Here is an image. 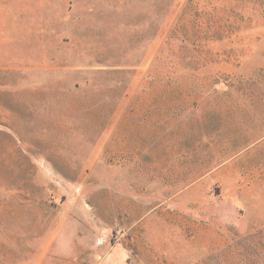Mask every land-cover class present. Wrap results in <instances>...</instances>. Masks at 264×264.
Wrapping results in <instances>:
<instances>
[{"label": "rangeland", "instance_id": "1", "mask_svg": "<svg viewBox=\"0 0 264 264\" xmlns=\"http://www.w3.org/2000/svg\"><path fill=\"white\" fill-rule=\"evenodd\" d=\"M0 264H264V0H0Z\"/></svg>", "mask_w": 264, "mask_h": 264}]
</instances>
